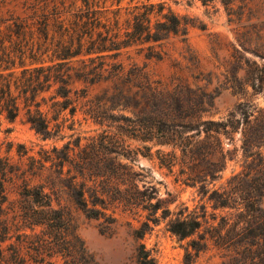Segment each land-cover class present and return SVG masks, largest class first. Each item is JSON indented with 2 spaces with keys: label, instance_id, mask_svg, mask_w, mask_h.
Returning <instances> with one entry per match:
<instances>
[{
  "label": "trees",
  "instance_id": "trees-1",
  "mask_svg": "<svg viewBox=\"0 0 264 264\" xmlns=\"http://www.w3.org/2000/svg\"><path fill=\"white\" fill-rule=\"evenodd\" d=\"M107 1L36 0L26 6L25 14L0 16V125L1 115L11 120L21 109L25 120L44 138L59 134L78 109L102 123L105 109L86 98L88 90L108 80L117 87L118 79L128 69L129 79L145 80L140 88L145 100L142 111L148 122L136 124V135L142 140L155 138L158 143L172 145L168 151L157 150L160 163L169 168L178 165L182 180L198 183L199 191L207 194L213 208L252 210L251 219L227 225L226 214L220 215L222 223L210 222L209 218L214 219L216 214L208 212L205 204L199 210L180 207L168 218L167 227L181 238L189 237L184 264H195L199 252L210 244L219 250V264H264V212L260 206L264 196V109L243 108V120L235 118L233 112L225 119L205 118L202 114L207 108L202 94H177L181 119L176 124L182 129L173 134L163 126L172 119V109L165 106V98L155 89L145 65L136 61L127 64L120 55L136 45L148 50L146 56L162 58L166 53L162 43L170 35L186 39L187 21L165 0H130L126 4L121 0ZM236 1L221 0L228 20L235 23L243 47L264 58V41L255 40L250 28L242 30L243 21L254 27L256 21L252 19L264 16V0ZM249 72L253 90L264 91V62L253 60ZM192 100L199 104L193 106ZM104 131L91 136L84 145L80 139L73 146L68 142L53 144V155L48 153L36 164L31 162L32 176L25 178L24 195L32 203L23 212V206L8 199L6 190L7 183L17 177V168L8 156L0 154V264H32L23 251L22 240H10L20 221L31 230L41 226L42 230L58 233L63 229L69 210L60 203L62 193L94 217H112L108 212L111 199L127 205L147 201L143 206H150L152 216L135 229L138 238L151 228L150 219L156 223L158 199L152 202V196L143 198L136 184H131L130 190L114 178L126 164L119 156H132L118 150L121 142L113 139L110 131ZM235 131L240 133L244 157L241 169L232 173L225 184L209 186L230 157L223 138L231 139ZM109 143L111 146L105 150ZM32 177L38 181L30 183ZM54 199L58 205L53 204ZM169 214L171 209L166 206L161 216ZM204 223H208L207 234L200 232ZM137 257L138 264L154 262L143 244Z\"/></svg>",
  "mask_w": 264,
  "mask_h": 264
},
{
  "label": "rangeland",
  "instance_id": "rangeland-1",
  "mask_svg": "<svg viewBox=\"0 0 264 264\" xmlns=\"http://www.w3.org/2000/svg\"><path fill=\"white\" fill-rule=\"evenodd\" d=\"M33 1L36 0H0V16L25 14L26 6ZM128 1L130 0H121V4ZM165 1L187 21L186 39L183 40L182 35H170L162 43L166 50L162 58L146 56L148 50L136 45L120 55L126 63L136 61L145 65L155 89L163 94L165 106L172 109L173 114L172 119L163 126L173 134H179L182 129L176 124L181 119L178 109L181 101L175 97L177 94L182 97L189 93L202 94L203 106L207 108L202 114L205 118L225 119L233 112L235 118L243 120L240 111L243 108L264 109V91L253 90L249 72L253 60L259 63L264 62V58H259L243 47V38H239L235 23L229 22L221 0ZM263 19L264 16L260 19L253 18L252 21H256L254 27L243 21L245 26L242 30L250 28L255 40L264 41ZM129 78V71L126 69L118 79L117 87L111 80L90 86L86 98L94 105L101 104L105 109L102 123L96 122L78 109L74 119L69 116L65 121L59 134L44 138L25 120L23 109L11 120L1 115L0 154L8 156L18 174L14 181L7 183L6 190L9 200L23 206L21 212L32 203L24 195L25 178L32 176L29 172L31 162L36 164L41 156L48 153L53 155V144L61 146L68 142L73 146L80 139V144L84 145L91 136L105 133L104 130L110 131L113 139L121 142L118 150L132 156H119L126 164L119 168L114 178L119 179L120 184L130 190L131 184H136L135 187L143 198L149 195L152 196V202L158 199L156 223L150 219L151 228L138 238L135 229L143 226L147 216H152L149 215L150 206H143L147 201L138 205H127L118 199H111L108 212L112 217H94L87 215L75 206L66 193H62L60 203L66 204L69 212L60 232H47L41 226L31 230L23 227L22 221L21 227L12 231L10 240H22L23 251L32 264H138L140 244L153 256V264H184L189 237L181 238L167 227L168 218L180 207L199 210L200 205L205 204L208 212L216 214L214 219L209 218L214 224L222 223L220 215L223 214L229 216L227 225L252 218V210L244 207L213 208L207 194L199 191L198 183L192 185L182 180L178 165L169 168L160 163L157 150L168 151L172 149V145L158 143L155 138L142 140L136 135V124L148 122L147 115L142 111L145 100L141 97L140 88L145 80L143 77ZM182 101L185 103V100ZM192 103L195 107L199 104L193 100ZM113 113L116 115L113 116ZM249 117L253 118L252 115ZM230 136L231 139L223 138L224 147L229 149L230 157L219 172V177L209 183V186L225 184L232 173L241 169L244 157L240 146V133L235 131ZM110 146L109 143L104 149L107 150ZM32 178L30 183L38 181L37 177ZM238 194L237 191L236 195ZM53 204L58 205L55 199ZM166 206L171 209V214L162 217V210ZM260 206L264 212V196L260 199ZM18 218L20 220V216ZM207 228L208 223H204L200 232L207 234ZM218 252L210 244L199 252L195 264H219Z\"/></svg>",
  "mask_w": 264,
  "mask_h": 264
}]
</instances>
